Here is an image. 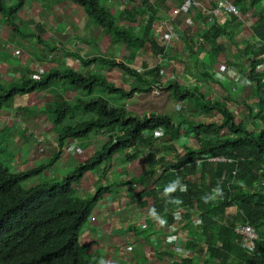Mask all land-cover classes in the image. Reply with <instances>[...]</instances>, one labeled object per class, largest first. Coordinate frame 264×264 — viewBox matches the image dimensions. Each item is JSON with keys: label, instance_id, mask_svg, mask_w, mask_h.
I'll list each match as a JSON object with an SVG mask.
<instances>
[{"label": "trees", "instance_id": "obj_1", "mask_svg": "<svg viewBox=\"0 0 264 264\" xmlns=\"http://www.w3.org/2000/svg\"><path fill=\"white\" fill-rule=\"evenodd\" d=\"M18 1L16 7L8 9L0 0V12L16 14L23 5V0ZM58 1L78 4L105 31L113 33L114 41L129 47L130 55L133 49L139 51L150 45L155 54L162 49L151 29L154 19L138 27L124 26L102 0ZM249 1L258 5L262 0ZM211 28L216 29L210 31L213 42L221 33L230 35L216 25ZM257 32L264 40V27ZM216 49L222 51L224 46ZM247 52L255 56L264 50ZM67 56H74L82 68L99 63L107 69H122L129 87L120 88L99 73L84 75L65 66V62L39 75L23 73L19 82H0V116L2 108L18 96L45 91L52 95L75 94L71 100L54 101L42 109L61 146L66 139L82 142L91 134L106 140L74 169L26 188L25 181L55 164L61 154L48 155L31 170H19V149L3 133L0 123V264H99L91 261L90 250L80 242V232L91 216V207L116 187L118 178L107 174V163L121 151H126L130 161L143 158L146 162L142 175L132 177L127 184L154 186L143 194L153 199L157 206L154 213L163 215L170 223L167 227L173 229L167 239L174 246L172 264H191L192 258L200 260L196 264H264V75L257 71L264 57L250 61L249 81L256 101L245 104L248 114L241 118L226 101L209 100L199 89L174 81L163 83V71L158 66L140 71L130 62L101 55L83 57L65 52ZM166 89L179 101L188 102V108L175 117L162 112H132L127 104L114 105L97 95L108 92L128 100L136 93ZM78 92L88 97L79 98ZM36 109L35 106L19 111L33 114ZM201 114L211 116V120H201ZM256 119L262 122L261 127H250L249 121ZM213 156L228 160L212 161ZM196 165L201 184L187 181L185 191H180L181 182L193 176ZM89 171L104 178L107 186L85 196L75 184ZM155 176L157 180H153ZM213 191L215 196L207 198ZM179 207L188 212L174 222L172 212ZM192 211L198 213V220L193 221L196 217ZM245 226L258 233L252 249L236 232ZM184 229L188 238L175 243ZM175 248L192 252V256L182 258Z\"/></svg>", "mask_w": 264, "mask_h": 264}, {"label": "crops", "instance_id": "obj_2", "mask_svg": "<svg viewBox=\"0 0 264 264\" xmlns=\"http://www.w3.org/2000/svg\"><path fill=\"white\" fill-rule=\"evenodd\" d=\"M2 1L8 9L16 7L19 2L18 0ZM198 1L201 6L197 7L193 14L174 16L173 10L183 0H102L124 26L138 27L149 24L150 20L154 19L151 29L162 49L155 54L150 45L139 51L133 49L130 55L129 47L122 42L114 41L113 33L105 31L94 18L87 16L78 4L58 0H23V5L16 14L9 11L5 14L0 12V82L8 84L19 82L23 73H46L62 62H65V66L88 75L95 72L87 70L86 67L81 71L79 62L72 58L74 56L65 57V52L78 53L83 57L101 55L115 58L118 62H130L140 71L158 66L163 71V83L174 80L180 86L199 89V93L207 96L209 100L226 101L227 106L236 116L247 117L248 111L245 104L256 101V96L252 93L251 81H249L250 61L252 58L258 60L264 57V53L254 56L247 51L252 53L254 50H264V40L257 32L264 27V20H262L264 19V0L258 5H253L249 0H226L240 8L239 16L225 11L214 15L211 9L219 0ZM142 10L145 12H141ZM214 25L228 31L230 35L221 33L213 42L210 31H216L215 28H211ZM168 31L171 33V40L167 43L159 40V37ZM221 44L224 49L219 51L216 48ZM79 47H81L80 50ZM75 65L79 69H75ZM257 66V71L264 75V61ZM85 71L89 72L85 73ZM99 74L106 76L120 88L129 87L125 82L126 74L122 69L106 68ZM175 74L180 75L181 79L177 80ZM80 93L83 92L76 93V96L88 97L86 94L81 97ZM97 95L114 105L126 106L127 104L132 112L140 114L162 112L171 117L177 116L182 109L184 111L188 103L187 100L182 102L176 99L169 89L147 94L136 93L128 100L118 99L114 94L99 93ZM73 96L75 94L58 92L52 95L51 92L45 91L15 97L10 107L6 105V108H2L0 123L4 130L16 127L18 131L22 130V133L34 132L36 141L43 139L54 143L56 150L44 151L42 153L44 155L40 157L44 159L47 155H53L58 150H62L60 148L62 143L54 132L52 123L42 113V109L51 102L71 100ZM35 106L37 109L33 114L18 111L19 108ZM6 111L10 114L9 116L5 115ZM187 111L190 110L187 109ZM36 115L42 118V122L32 120ZM200 119L211 120V116L201 114ZM249 122L259 128L262 125L258 119ZM98 136L91 134L82 142L66 139L64 142L68 144L58 164L66 169L69 162L67 148L74 144L83 146L90 155L97 151L106 143V140L102 141L103 138ZM25 141L28 142L29 139ZM13 144L16 146L19 142L13 140ZM178 149L181 150L182 147L178 146ZM27 151L28 146L21 150V155L24 156ZM122 157H127L126 152L115 154L111 162L107 163V174L118 178L115 181L116 187L96 201L93 210L91 209L89 220L83 226L82 241L95 244V246L87 247L90 250V259L99 264H172L175 261L172 251L174 246L167 243L171 238L167 230L173 229L167 227L170 223L166 222L163 215L154 213L157 206L153 199L143 194L147 189H152L153 185L145 188L138 185L140 195L132 193L129 196L130 209L126 207V214L124 212L116 214L113 208V204L115 206L120 199L127 197V193L120 192V189L124 186L133 189L134 186L127 183L132 177L141 176L146 164L143 158L132 162L125 159L127 172L132 171V173L122 179L120 177ZM194 174H196V181L193 182L199 186L202 180L197 166H195ZM90 177L82 178L85 183L80 188L85 196H92L99 188L96 184H90ZM153 180H157V176ZM186 184L181 182L180 191H185ZM214 194L213 191L207 198L214 197ZM115 200L117 202L114 203ZM233 210L230 209V212ZM173 212L185 214L188 211L179 207ZM193 213V216L198 219V213L196 211ZM152 217H155L156 222L151 219ZM116 219L118 221H115ZM105 222L108 224L104 225ZM102 230L107 231V233L104 232L107 237L103 235ZM183 231L187 232L185 229ZM97 235L101 238H97ZM163 240L168 246L161 249ZM199 262L200 260H194L190 263Z\"/></svg>", "mask_w": 264, "mask_h": 264}, {"label": "rangeland", "instance_id": "obj_3", "mask_svg": "<svg viewBox=\"0 0 264 264\" xmlns=\"http://www.w3.org/2000/svg\"><path fill=\"white\" fill-rule=\"evenodd\" d=\"M79 50L81 49V47L78 48ZM75 69H79L78 66H74ZM81 71L83 70L82 67H80ZM87 70H90L91 72H98V73H101L102 72V69H106L104 66H101V65H98V63H94V65H89L88 67H86ZM79 71V70H78ZM89 71H85V73H87ZM175 78L177 80H180L181 79V76L180 75H177L175 74ZM174 81V80H173ZM179 82V81H178ZM178 84V83H177ZM105 93H108V92H105ZM81 97H84V93H80L79 94ZM117 96V95H116ZM157 97H160L162 98L163 96H157ZM109 101V100H108ZM110 102V101H109ZM12 105V101L9 102L7 104V106H11ZM183 111V109L181 110ZM19 113H24V111H20ZM5 115L9 116L10 114L6 111L5 112ZM32 120H35L37 122H42V118L39 116V115H36L35 117L32 118ZM257 124V123H256ZM5 126V124H4ZM251 127H253V125H251ZM35 131V130H34ZM3 133L9 137L12 141L15 140L17 143L19 142L18 145H16V147L19 149V152L17 154V160L19 162V165H18V169L19 170H22V171H27V170H31L32 167L36 166V165H39L40 162L43 160L40 159L41 156H43L44 154H42L44 151H48V152H54L56 150V146L54 143L52 142H49V141H46V140H40V141H36L35 140V137L33 135L34 132H23L22 133V130H17L16 127H10L6 130L3 129ZM56 138L57 135H56ZM26 139H29L28 142H26L25 140ZM102 141H105V139H103ZM192 142L195 141L194 139L191 140ZM28 146V151L26 152V154L24 156L21 155V150H24L26 149V147ZM15 147V146H14ZM56 154H61V152H57L55 153L54 155ZM53 155V156H54ZM93 155V154H92ZM91 155V156H92ZM39 156V157H38ZM48 156V155H47ZM90 156V157H91ZM143 157V156H142ZM125 159L128 161L127 158H124L122 157L120 159V174H121V178L122 179H125L124 176H129L131 175L132 171L130 172H127V166L125 164ZM139 160V159H138ZM137 161V160H136ZM73 167V166H72ZM72 167H66V169H64L63 166H61V164H55L51 167V174L56 175V176H62L66 173V171L68 172L69 170L72 169ZM84 177H87L86 175ZM36 180H32L30 182H28V184H32V183H35ZM85 181H82L80 183H76L75 186L82 192L80 186H82V184H84ZM25 187L27 186L25 183L23 184ZM35 185V184H33ZM140 187V186H139ZM140 190H141V187H140ZM120 192H123V193H127V197L125 199H120V201H114L117 202L116 205L114 206L113 204V208L114 210L116 211V214L118 213H123L126 214V207H129V196H131L132 193H134V195H137L139 196L140 193L138 191V185H135L133 189H129V187H123L120 189ZM105 195V194H104ZM103 195V196H104ZM95 205V204H94ZM94 205L91 207V209L93 210L94 208ZM113 217H116L115 215H113ZM151 219H153L154 222H156L155 220V217H152ZM115 221H118L117 219ZM158 222H160V220H158ZM108 223L105 222L104 225H107ZM103 225V226H104ZM144 225H145V222H144ZM188 229V232H191V225H188L187 227ZM105 233H107V231H103L102 230V233L104 236H106ZM167 233H168V230H167ZM189 234L185 231H181L180 232V236L177 237L175 239V243H179L182 239H187V236ZM98 237L97 238H101V236L97 235ZM107 237V236H106ZM148 238V237H147ZM81 241H82V238H81ZM167 242V241H166ZM82 243L86 246V247H91V246H95L94 242H89V243H84L82 241ZM167 245V243L164 242V240L162 241V248L161 249H164ZM93 253V252H92Z\"/></svg>", "mask_w": 264, "mask_h": 264}, {"label": "clouds", "instance_id": "obj_4", "mask_svg": "<svg viewBox=\"0 0 264 264\" xmlns=\"http://www.w3.org/2000/svg\"><path fill=\"white\" fill-rule=\"evenodd\" d=\"M184 1V0H183ZM228 2V1H227ZM230 3V2H229ZM181 4H179V5H177L176 7H175V9L176 8H178L179 6H180ZM216 5H217V2H216ZM215 5V6H216ZM235 5V4H234ZM214 6V7H215ZM175 9L173 10V15L175 16V14H174V11H175ZM197 9V8H196ZM195 9V10H196ZM240 9V8H239ZM195 10H192V12L190 13V14H186V13H180V14H186V15H191V14H193L194 13V11ZM212 12V11H211ZM213 13V12H212ZM214 14V13H213ZM220 14V13H219ZM219 14H217V15H219ZM177 15V14H176ZM214 15H216V14H214ZM167 34L169 35V39L168 40H166V41H163V37H164V35L165 34H163L162 36H160L159 37V40H161L162 42H164V43H167V42H169L170 40H171V33H170V31H168L167 32ZM58 51H60V50H58ZM56 53H57V51H56ZM60 53V52H59ZM93 65H94V63H93ZM98 65H99V63H98ZM41 73H45V72H38V73H36V74H33V75H39V74H41ZM95 73H98V72H95ZM252 83V82H251ZM153 92H157V90L156 91H153ZM80 98V97H79ZM14 100V99H13ZM187 107V106H186ZM20 109H22V108H19V110ZM18 110V111H19ZM186 110V109H185ZM184 110V111H185ZM20 112V111H19ZM181 113V112H180ZM179 113V114H180ZM1 114H2V110H1ZM1 117V116H0ZM70 140H73V141H76V142H79V140H76V139H72V138H70ZM67 144L68 143H64V145L63 146H61V148H62V150L60 149V150H58L57 152H61V156H62V154H63V151H64V149H65V147L67 146ZM71 147L72 148H78V149H80L81 150V152L80 153H76V154H72V152L70 151V149H71ZM71 147H69V148H67V150L69 151V162H68V164H67V167H72V169H74V167L76 166V165H78V163H80V162H82V161H84V160H87V159H89L90 158V156L94 153H92L91 155L89 154V152L86 150H84V147L83 146H80V145H78V144H74L73 146H71ZM57 152H55V153H57ZM123 152H126V151H121V152H119V153H123ZM54 153V154H55ZM53 154V155H54ZM52 155V156H53ZM216 157H223V158H225L226 160H228V158L227 157H225V156H213V157H210V160H212V161H226V160H213V158H216ZM57 162L58 161H56L55 162V164H57ZM132 162V161H131ZM197 162H199V161H197ZM55 164H53V165H55ZM196 164V163H195ZM37 166V165H36ZM197 166V165H196ZM35 167V166H34ZM51 167L52 166H49V167H47V169L46 170H44L40 175H37V176H35V177H33V178H31V179H29V180H27V181H25V184L27 185L26 186V188H29V187H32V186H34L33 184H37V183H39V182H41V181H46V180H48L50 177H52L53 176V174H51V172H50V170H51ZM71 169V170H72ZM70 171V170H69ZM67 172V171H66ZM87 177H90V184L91 185H93V184H96V186H99V187H104V186H106L107 184V181L104 179V178H102V177H99L98 175H97V173L95 172V171H89V172H87L86 174H85ZM84 175V176H85ZM83 176V177H84ZM32 180H36V182L35 183H32V184H28V182H30V181H32ZM187 181L188 182H193V181H196V174L194 175L193 174V176H191V177H187L186 179H185V182L187 183ZM82 182V181H81ZM82 193V192H81ZM83 194V193H82ZM193 212V211H192ZM173 214V219L174 220H176V218L180 215V213L178 212L177 214H174V212H172ZM195 219H197V218H194L193 219V221L195 220ZM198 220V219H197ZM83 230V229H82ZM82 230H81V232H80V242H81V244H83L82 243V241H81V234H82ZM168 235H170V237H171V235H172V230H169L168 231V233H167ZM258 234V233H257ZM168 243V242H167ZM175 251L177 252V249L175 248ZM189 253V252H188ZM190 253H192V252H190ZM191 256H192V254H191ZM195 260V259H194ZM194 260H193V258H192V261L194 262ZM192 264H194V263H192Z\"/></svg>", "mask_w": 264, "mask_h": 264}, {"label": "built area", "instance_id": "obj_5", "mask_svg": "<svg viewBox=\"0 0 264 264\" xmlns=\"http://www.w3.org/2000/svg\"><path fill=\"white\" fill-rule=\"evenodd\" d=\"M201 3L198 0H184L181 5L175 9L174 14H180V13H186V14H190L192 12V10H195L197 7H200ZM211 11L214 14H219L222 11H225L229 14H232L234 16H239L240 15V9L238 6L227 2L226 0H219L217 2V5L215 7H213L211 9ZM170 37L169 35L166 33L164 35V37L162 38L163 41L168 40ZM70 151L72 152V154H76V153H80L81 150L78 148H72L70 149ZM213 160H226L223 157H216L213 158ZM177 219V218H176ZM236 232L240 235H242L244 237V242L247 245L248 248H254L255 245V241L258 239V234L257 232L254 231L253 228L249 227V226H245V227H240L236 229ZM177 249V253L181 254V257L184 258H190L191 257V253L189 252H184L182 251L180 248H176Z\"/></svg>", "mask_w": 264, "mask_h": 264}]
</instances>
